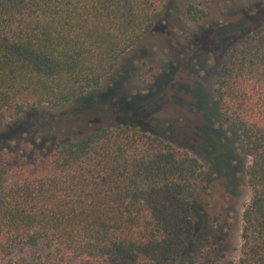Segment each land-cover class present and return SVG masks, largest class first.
Masks as SVG:
<instances>
[{
  "label": "trees",
  "instance_id": "1",
  "mask_svg": "<svg viewBox=\"0 0 264 264\" xmlns=\"http://www.w3.org/2000/svg\"><path fill=\"white\" fill-rule=\"evenodd\" d=\"M167 1L0 0V128L100 88ZM208 16L186 6L192 23ZM212 91L251 159L235 264H264V27L226 49ZM27 137L0 149V264H184L205 176L195 155L129 123L41 148Z\"/></svg>",
  "mask_w": 264,
  "mask_h": 264
},
{
  "label": "rangeland",
  "instance_id": "2",
  "mask_svg": "<svg viewBox=\"0 0 264 264\" xmlns=\"http://www.w3.org/2000/svg\"><path fill=\"white\" fill-rule=\"evenodd\" d=\"M188 4L208 11L206 21L187 20ZM261 27L264 0H168L161 22L122 57L100 88L72 104L38 107L2 126L0 149L24 135L41 148L119 123L159 134L195 155L205 170L193 201L196 243L182 262L235 264L251 195L246 173L251 159L222 125L212 89L226 49Z\"/></svg>",
  "mask_w": 264,
  "mask_h": 264
}]
</instances>
